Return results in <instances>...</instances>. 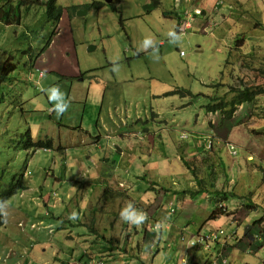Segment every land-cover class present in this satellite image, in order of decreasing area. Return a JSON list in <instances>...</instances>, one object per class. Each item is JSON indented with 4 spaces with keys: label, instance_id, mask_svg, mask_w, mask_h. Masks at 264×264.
Listing matches in <instances>:
<instances>
[{
    "label": "rangeland",
    "instance_id": "374dc122",
    "mask_svg": "<svg viewBox=\"0 0 264 264\" xmlns=\"http://www.w3.org/2000/svg\"><path fill=\"white\" fill-rule=\"evenodd\" d=\"M8 1L0 0V7ZM11 1L16 5L20 0ZM21 1L23 4H29L28 0ZM41 1L34 0V3L31 2L30 5H22L21 20L17 25L0 23V175L4 174L6 179L15 176L17 182L22 181L24 177L25 184L39 174L40 167L49 168L54 161L62 165L67 161L69 166L73 159L87 164L88 161L117 156L116 145L118 144L125 150L123 163L127 168L124 167V169L137 171L134 161L139 157L143 160L140 161L141 164L147 165L146 172L144 171L145 177L133 184L135 196L132 198L144 204L147 203L146 198L150 195L156 196L155 200L151 201V207L157 200L159 201L156 211L170 203L166 198L160 205L163 196L169 194L173 198L175 191L171 189L170 193H166L167 191L162 187L166 186L165 183H160L155 193L149 190L144 191L141 187H148L158 177L156 168L167 166L166 161L159 162L161 158L166 159V157L167 159L170 157L168 160H172V163L170 168L160 171L163 173H160L162 174L160 176H167L166 179L162 177V182L169 181L170 185L179 189L183 182L180 178L183 177L182 172L187 176L184 177L185 180L188 179L191 182L195 180L192 175L186 173L185 170L189 168L180 160L179 155L184 154V157L190 160L189 164L194 168L198 180L202 177L211 182L209 181L212 179L211 176L206 177L207 171H211L215 179L213 187L218 193L228 196L231 200V202L229 200L231 204L227 202V209L223 211L219 204L227 200L226 198L221 197L218 201L210 203L206 195L198 196L199 201H202L199 206L205 208L204 205L206 207L209 205L211 210H208V214L200 213L196 217L191 224L192 228L187 230V235L197 233L203 223L213 218L210 214L216 206L218 212H221L219 218H229V221L234 222L226 224L219 219L215 221L216 225L225 229V235L229 236L231 231H236L237 228L239 234L237 242L228 239L219 241L221 244L226 243L229 247L223 253V257L228 261L223 260L220 264H264V248L260 249L259 246L260 248L257 247L252 252L247 250L251 244L259 245L260 242L255 235L264 232V225L260 224L257 225L260 228L254 230L257 232L250 234L254 228L249 231L254 227L255 222L264 219V6L261 5L260 8L252 11H261V17L259 16L261 13L255 12L248 20L244 14L243 22L234 23V21L233 24H228L232 21L228 18L218 24L215 17L205 21L204 16H199L196 20L195 16L192 28L189 29L185 25L184 32L181 33L180 30V34H177L179 20L165 17L162 8L159 11L156 8L143 6L136 11L135 7L138 6L135 3L121 4L117 6L119 10L123 9L121 13L123 21H121L120 13L113 12L109 4L107 7L92 5L94 2L105 3V0H58V4L65 10L70 9L72 14L69 23L60 24L62 33L64 32L70 39L73 34L76 39L78 54L70 56L65 51L69 40L64 37L56 39L53 42L54 47L45 48L48 38L50 37L52 41L55 38L56 25L48 18L46 8ZM120 6H122L121 9ZM198 10L202 11L199 8L194 10L195 15ZM80 11L82 14L79 13ZM243 12L234 15L238 16ZM186 15L190 16V12ZM181 20L187 21V18L182 17ZM220 26L224 30L222 29L218 36L213 28ZM228 31L230 33L226 35ZM243 32H246V44L245 41L241 43L240 40L237 41V37H234L235 33ZM240 38L244 37L239 36ZM146 41L150 43L146 44ZM62 47H65L63 52ZM73 57L77 59L74 68L82 70L84 75L79 80L78 77H67L71 76V71L67 68L72 69ZM5 68L6 72H4ZM91 70L97 71L89 72ZM41 72L45 74L43 79L40 77ZM97 78L107 80L108 89L113 94V97L108 100L111 102L110 109L106 108L103 113V117L108 116L107 123L105 121L101 124L96 123V131L93 133L88 126L89 123H94V119L91 113L86 114V123L74 131L77 135L79 133L80 137L83 136L86 141L83 144L79 142L78 146L70 148L64 135L59 133L63 124L61 118L52 117V112L45 111L42 106L45 93L49 107L52 108L60 100L67 104L69 95H72L73 85L80 84L79 81L83 80L82 84L88 86L90 81ZM221 83L225 85L213 88ZM54 86H58V93L55 95L52 91ZM229 86L233 88L247 86L260 97L256 103L247 102L240 105L232 118L226 119L222 112H209L208 109L216 104V99L226 102L236 98L238 92H231ZM146 91L157 93L161 95V98L152 103V94ZM48 98L52 102H48ZM225 110H230L228 105ZM89 112L92 111L89 110ZM213 128L217 135L216 141L214 140L215 146L212 141L213 145L209 149L211 154L201 153L194 157L192 154L196 149L191 146L194 145L193 143L206 141L213 134ZM29 129L37 134V141L53 139L54 149L46 152L38 150L35 153L34 149L22 147L19 142L21 135ZM253 129L261 132L258 133ZM148 132L151 134V139L145 141L146 137H149L146 136ZM100 135L102 136L101 146L96 152L90 142L98 140ZM251 135L255 138L250 137ZM166 138L171 145L167 150H163V143L168 142ZM59 139H63L62 145L68 148L67 152L60 150ZM142 140L143 145L149 142L144 149L153 151L145 157L141 155L139 149L134 147ZM109 143H112L111 150L108 147ZM231 146L236 147L237 154L230 153ZM172 147L175 150H180L181 147L186 149L184 153L176 154ZM198 152L201 151L198 150ZM129 154H131L130 159L127 158ZM249 155H252L251 160H248ZM29 162L31 166L27 172L32 174L24 176ZM202 166L205 168L203 169ZM146 175H149V178ZM172 175H174L173 178ZM43 178L38 182L33 180L32 185H43ZM46 179L50 187L43 186V196L47 197L48 208L51 212L57 213L52 206L53 198L61 201L59 205L64 202L61 211L64 213V218L77 231L76 235L80 236L79 231L84 229V226L79 225V222L84 219L80 217L78 208H83V203L86 202L89 203V208L96 209L94 213L89 214V218L92 220L99 218L101 231L103 226L111 229L113 234L110 237L116 241L118 239L120 242L129 241V237L124 234L126 226L122 224H127L126 212H131L135 207V203H132L128 196V192L131 193L132 190L125 192L121 189L120 194L123 193V197L119 194L120 197L116 200H105L102 196L100 199H95L92 192L84 199H78L76 195L82 194L83 187L87 186L88 182H78L70 178L55 182L53 176ZM230 179H232L231 183H229ZM87 180L91 181L90 185L95 187L93 192L96 191V193L101 194V189L108 186V183H104L100 178L99 171L92 179ZM218 193H213L215 200L218 199ZM232 194L234 197L236 194L240 197L232 199L230 196ZM180 202V196L172 201L178 205L176 214L170 217L172 220L181 217L182 211L178 213L181 207ZM244 203H246L245 206ZM118 209L122 212L119 214L121 216L115 215L118 225L109 220L100 221L104 218L103 212ZM76 211L77 214H75ZM142 212L146 213V218H152L147 210L141 208V211H138L144 216ZM120 218L123 223L119 221ZM55 225L56 236L61 239L48 246V252L44 253L45 258L50 257L52 247L60 246L67 254L73 248L68 246L66 239L70 228H67L65 223L62 225L56 222ZM133 225L134 221L130 220L128 224L130 230ZM195 225L198 227L195 228ZM62 226L64 229L60 230ZM88 226L92 229V225ZM42 230L48 238L55 239V235ZM85 230L89 231L87 228ZM123 234L124 238H122ZM199 237L200 234L193 236L192 240L197 241ZM89 239H93L91 231ZM169 239L172 246L178 244L173 238ZM83 244L92 246V241L89 243L86 240ZM168 244L169 242L167 246ZM188 244L191 247L203 249L199 257L205 259L206 264L213 263L215 252L213 249H206L207 243L193 246L189 240ZM182 248V252L187 254L195 251L187 246ZM121 249L126 250L127 246ZM184 256H186L185 253Z\"/></svg>",
    "mask_w": 264,
    "mask_h": 264
},
{
    "label": "crops",
    "instance_id": "0c3cea01",
    "mask_svg": "<svg viewBox=\"0 0 264 264\" xmlns=\"http://www.w3.org/2000/svg\"><path fill=\"white\" fill-rule=\"evenodd\" d=\"M34 1V0H32ZM41 1V0H39ZM43 1V0H42ZM46 1V0H44ZM102 1V0H100ZM115 1V0H114ZM118 6L121 4H132L135 3L136 11L139 10V7L146 6L151 3L152 0H118ZM159 6L156 8L157 10H163V15L168 18H175L179 20V24L177 26L176 33L180 34L178 32L181 30V33L184 32L185 25L188 26V28H192V22L197 19L199 16H204V20H211L215 17L218 20V24L222 23L228 18L229 21H231L228 24H233L237 22H243L244 21V14H246V18L249 20L251 18V15L255 12L261 13L259 16L261 17L262 12L261 11H255L252 12L253 9L260 8L261 5L264 6V0H158ZM58 4V0H57ZM62 6V5H60ZM107 7V5H104ZM122 6H120L121 9ZM63 8V13L61 17L60 24L62 25L63 22L69 23V20L71 19L72 14L70 13V9L65 10ZM202 9L201 15H195L194 10L196 9ZM121 21H123V9L119 10ZM151 11V10H150ZM244 11L242 14L236 16L234 14H238L240 12ZM114 12V11H113ZM190 12V16H187L186 13ZM67 15V17H66ZM196 16V17H195ZM230 16V17H229ZM187 18V21L181 20V18ZM195 17V20L193 19ZM191 19H193L191 21ZM259 19V18H257ZM202 24V23H201ZM200 24V28H202ZM225 24V23H223ZM237 25V24H236ZM237 27V26H236ZM58 31L55 35V38L50 43L48 47H54L55 43L53 42L56 39L64 37L65 39L69 40L67 42L66 48L62 47V52L65 48V51L70 56H75L78 54L76 39L74 38V35L71 34L72 38L70 39L64 32L62 33V28H60V25H58ZM67 28V25H66ZM235 28L234 26L232 27ZM214 33L218 36L221 34V30L223 28L214 27ZM240 29V28H239ZM61 30V31H60ZM224 30V29H223ZM72 33V32H71ZM230 31L226 32V35H228ZM246 32L234 34V37H237L239 39V36H243L244 38H240L239 40H244L245 44L247 42V38L245 36ZM237 39V41H239ZM243 41V43H244ZM244 46V44L242 45ZM248 53V52H247ZM245 53V55H248ZM74 65L72 66V69L67 68L71 71L72 78H77L78 80L82 74V70L79 68H74L75 64L77 63V59L73 57ZM97 70H91L89 72H96ZM43 72L40 73V77L43 79L45 74L42 75ZM95 76V75H94ZM97 77V76H96ZM84 82L83 80H80V84H76L72 86V95H69V99L67 104L63 102V100H60L59 103L54 105L52 108L48 106L47 103V95L45 93L44 96V102H43V108L45 111L51 113L52 117L54 118H61V121L63 124H61V127L59 129V133L64 135L65 140L69 143L70 148L78 146L79 142L83 144L86 139L82 136L80 137V134H75L74 131L79 129L80 125H84L86 122V114L89 115L92 114V117L94 119V123H89L88 128L92 130L94 133L96 131V123L101 124V122L105 121L107 123L108 116L103 117V113L105 112L106 108L110 109V104L108 100L109 98L113 97V94L110 93L109 87L107 84V80L102 79H95L90 81V84L88 86H84L82 84ZM149 92V91H146ZM151 93V92H149ZM152 94V103L156 100L159 101L161 98V95H158L157 93H151ZM48 102H52L48 98ZM62 104L67 105L66 110L63 112L62 115H58V106H61ZM52 109V111H51ZM91 110L92 112H89ZM59 116V117H58ZM91 121V120H90ZM89 121V122H90ZM40 123V122H39ZM165 130V129H164ZM255 131H258L260 133V130L253 129ZM32 133V131H31ZM88 134V133H87ZM146 134V132H145ZM36 133H32V136L34 140H36ZM150 132L147 133L145 141L150 140ZM216 135L217 132L213 128V134L209 136L206 141H203L202 143H193L194 145L191 146L195 148V152H193V156L196 157V155H200L201 153H208V155L211 154V151H209V142L216 141ZM184 136H186L184 134ZM140 137V135L138 136ZM250 137L255 138V136L251 135ZM101 138L98 140L91 141L90 144L93 145L92 148L94 151H98L101 146ZM234 138V136H233ZM264 139V137H263ZM43 140V139H40ZM52 140V147L54 149V142ZM140 140V139H139ZM168 142L163 143L164 148L163 150H167L168 146H170V141L168 138H166ZM215 140V141H214ZM61 145L60 150L65 152L68 151V148L66 146H63V139H59ZM235 144H241L236 143ZM232 143L233 145H235ZM98 144V145H97ZM135 144V143H134ZM162 144V145H163ZM149 145V142H146V144L143 145L142 142L138 145H135V149H139L141 152V155L148 156L149 154L153 153V151H148L144 149ZM97 146V147H94ZM109 150H111L112 143H109ZM118 154L113 155L112 158H105L104 160L99 161H88L87 164L84 162H80L78 160H72L70 165L64 162V164H57L55 161L53 162V165L49 168L46 167H40L38 169L39 174L33 177L31 180H29L27 183L23 184V189L15 196L13 197L7 204L5 208V215H6V223L5 225L0 228V264H206L205 259H202L199 257V253L203 251V249H197L194 247H191L188 244V241L193 236H208L207 234H211L212 232H218L223 231L224 234L221 235L218 238L219 240L213 241L214 243L211 244V249L214 250V256H213V263L212 264H220L223 263V260L225 257H223V253L227 251L229 248L228 245L221 244L219 241L221 239H228V240H234L237 242L239 234H238V228L236 231H231V234L225 235L226 231L223 229L222 226L218 227L215 223V221L221 219L220 214L214 215V212L217 210L216 206L215 210L212 211L210 214L213 216L206 223H203L202 226L197 230V233L187 235V230L192 228V222L196 219V217L200 213H206L208 214V210H211V207L207 205V207L204 205L205 208H202L203 206H199V204L202 202L199 201L200 198L198 196L202 197L206 195V198L210 203L214 201H218V199L215 200L213 197V193H216V189L213 186L214 183V176L212 175L211 171H207L206 177L211 176L212 179L204 180L202 177L200 178V181L202 182V187L199 183V180L197 179V176H194L191 170L187 169L185 170L186 173L190 174L195 178L192 182L188 179H184L185 174L182 172L181 175L183 177H180L183 182L180 185L181 187L179 189H176L168 182H162V177L166 179L167 176H160L163 173L160 172L161 170H167L170 168V163H172V160H168L170 157H166V159H160L161 161H166L167 166L166 167H158L156 168L158 170V177L150 183L148 187H141L144 188L142 190L144 191H153L152 193H155L158 191V187L160 183H165L167 186H162L164 190H166V193H170L172 190L175 191L173 198L170 197L169 194H166L165 197L163 196V200L161 201L160 205H162L163 201L168 198L169 201H173V199L180 196L181 199V207L178 209V213L182 211L181 217H179L176 220H172L170 215H168V205H164V207H160L159 209H156V206L158 205L159 201L157 200L156 204L151 207L152 203L151 201H154L156 196L150 195V197L146 198L147 203L141 204L139 201H134L133 196V184L135 181L143 179L145 177L144 171L146 172L147 165L144 164V166L141 164L140 161H143L139 158H135L134 164H136L137 171H132L131 169L126 170L124 167L126 165L123 163L125 159V150L122 149L118 144L116 145ZM185 147V145L183 146ZM187 147H190V145H187ZM173 148V147H172ZM186 149V148H185ZM184 148L181 147L180 150H173L176 154L184 153ZM214 149H217V146L214 147ZM131 150V148L129 149ZM198 150L201 152L199 153ZM46 152V151H45ZM131 152V151H130ZM198 154H197V153ZM64 153V152H62ZM166 153H164L165 155ZM178 156V155H177ZM180 160L181 157H184V154L179 155ZM127 158H131V154ZM186 159V157H184ZM252 159V155L248 156V160ZM187 160V159H186ZM190 161V160H189ZM41 165V164H40ZM39 165V166H40ZM236 165V164H235ZM30 162L27 164L24 175H31L32 173L27 172V169L30 168ZM131 166V165H130ZM146 166V167H145ZM149 166V165H148ZM123 167V169H122ZM203 169L205 168L202 166ZM127 168V167H126ZM100 172V178H102L104 183H108V186L106 188L101 189V194L99 192L96 193V191L93 192L95 187L93 185H90L89 180L92 179L96 172ZM162 173V174H160ZM52 174V175H51ZM53 176L55 179V182L58 181H64L68 180L69 178L74 181L88 182L87 186L83 187L82 194L76 195L78 199H84L85 196L90 194L92 192L94 194L95 199L102 196L105 200L113 199L116 200L120 194V190L123 189V191L128 192V190H132L128 192V196L130 197V201H133L132 203H135V207L132 208V211L126 212V217L128 218L127 224H122V226H126V231L124 232L126 237H129V241H122L118 239L111 238L110 236L113 234L111 233V229H106L105 227L101 226L103 230L101 231L99 229V225L101 224L99 222V218L96 217V220H92L89 218L90 213H94L96 211L95 208H89V203L86 202L83 203V208L79 207L78 210L80 211V217L84 219V221H80L79 225L84 226V229L80 230V236L76 235L77 231L74 230L70 222L64 218V213H62L61 209L63 208V204L54 207L53 202V208L57 211V213L51 212L48 208L49 202H47V197L43 196V186L50 187L47 183L48 180L47 177ZM174 175H172L173 178ZM44 177V178H43ZM147 178H149V175H146ZM43 178V185L37 184L33 186V180L35 182H38ZM146 178V180H147ZM233 179V178H232ZM230 179L229 183H231ZM172 189V190H171ZM86 192V193H85ZM124 192V193H125ZM196 192H199L196 193ZM179 193L180 195H178ZM123 197V193L120 194ZM232 199L239 198V195L234 194L230 195ZM253 196V195H252ZM51 199V197H50ZM152 199V200H151ZM221 199V197H220ZM227 200L222 201L228 206V203L231 204V200L228 199V196L226 198ZM54 200V198H53ZM230 200V202H229ZM252 201V200H251ZM228 202V203H227ZM170 204V203H169ZM246 203H244L245 206ZM216 205V202H215ZM141 208L148 211L149 215L152 217L143 218L139 217L138 211L141 210ZM154 209V210H153ZM61 211V212H60ZM50 212L49 215L47 213ZM241 212V211H240ZM107 213V214H105ZM103 212V220L100 219L101 222L105 220H109V222L117 223L115 221V215H119L120 210H114V211H106ZM77 214V211L76 213ZM134 215V218H133ZM121 216V215H119ZM131 216V217H129ZM261 219V217L259 218ZM91 220V221H90ZM130 220L134 221V225L132 229L128 227V224L130 223ZM222 222H226V224L234 223L232 220L229 221V218H223L221 219ZM89 221V222H87ZM120 222L123 223L121 218L119 219ZM56 222H60L62 225L65 223L67 228H70V232L67 233L66 239L68 240V246L73 247L68 254L62 250L60 246L52 247L51 254L49 258L44 257V253L48 252V246L56 241L59 242L61 239L60 237L56 236ZM87 222V223H86ZM160 223V233H156L150 230V227L153 223ZM184 222V223H183ZM229 222V223H228ZM23 223L24 227H21L19 224ZM68 223V224H67ZM112 223V224H113ZM92 225V229L89 228L88 225ZM264 225V219L255 222L254 227L250 229L251 231L253 228V232L250 234H253L257 231H254L260 227L257 225ZM32 225H37V228L33 229ZM198 226L195 225V228ZM48 228H52L49 230ZM85 228L89 229V231L85 230ZM96 230H93V229ZM47 230L49 233L55 235V239L48 238L47 234L42 230ZM64 229V227H60V230ZM136 230L138 232H136ZM92 232V240L89 239V233ZM114 231V229H112ZM119 234L121 232L117 231ZM136 232V233H135ZM233 232V233H232ZM236 233V234H235ZM247 233V231H245ZM88 234V235H87ZM124 234L122 235V238H124ZM236 235V236H234ZM245 235V234H244ZM84 237V238H82ZM173 238L178 244L176 246H172V243L170 242L169 238ZM95 239V240H94ZM86 240L90 243L92 241V246L90 245H84L83 243L86 242ZM182 240V241H181ZM97 241V242H95ZM169 242L170 249L167 246V243ZM183 242V243H182ZM166 244V245H165ZM256 245V244H255ZM127 246V249L122 250L121 248ZM182 246H187L191 248V250H195L193 253L187 254V252H184L186 256H184V253L182 252L183 248ZM261 248H260V247ZM215 247V248H214ZM264 248L262 243H259V245L253 246L251 244L249 247H247V250L249 249L251 252L255 248ZM129 248V251H128ZM210 249V250H211ZM133 250V251H132ZM237 250V249H235ZM132 252V253H129ZM181 255V256H179ZM228 261V260H227Z\"/></svg>",
    "mask_w": 264,
    "mask_h": 264
},
{
    "label": "trees",
    "instance_id": "16d2710c",
    "mask_svg": "<svg viewBox=\"0 0 264 264\" xmlns=\"http://www.w3.org/2000/svg\"><path fill=\"white\" fill-rule=\"evenodd\" d=\"M29 1L28 3L23 4V1H19L18 4L14 5V3L12 1H8L6 2L4 5H2L0 7V23H5V24H9V25H14V24H18L21 20V8L22 5H30L31 1ZM119 1H113L111 4H109V6H111L112 10L114 12H120L118 6ZM42 5L46 8L47 14L49 16L50 20H53L55 22L56 28L58 27V24L60 22V19L62 17V13H63V8L57 4V0H48L46 2H42ZM93 6H104L106 5L103 2H94L92 4ZM159 2L158 0H152L150 4L147 5V8H157L159 6ZM150 11V10H149ZM203 13V12H202ZM17 23H15V22ZM58 28L55 31V34L57 33ZM178 32H179V28H178ZM239 40V39H238ZM52 39L49 37V40L47 42L46 47H48L51 43ZM241 43L244 40H240ZM250 71H255L256 70H250ZM4 72H6V68L4 69ZM5 76V75H4ZM3 76V78H4ZM223 86L225 84H216L215 87L217 86ZM231 89V92L233 91V93H236V91L238 92L236 98H233L230 101L224 102V100H219L216 99L217 102L214 106H210L209 107V112H222L224 114V117H226V119H230L232 118V116L235 114L237 108L240 105H243L244 103L247 102H252V103H256V101H258L259 99V94H254L253 90L251 88H248L247 86H240L239 88L236 87H231L229 86V90ZM262 89V88H261ZM230 92V93H231ZM261 94V92H258ZM229 107V111L225 110V108ZM226 113H228L226 115ZM21 146L26 148H34V149H42V148H50L52 146V141L51 140H39V141H34L33 140V136L31 134L30 131H27L24 135H21V140L19 141ZM181 161L189 168V170H191V172L193 173L194 176H197V174L194 172V168L189 164V160H186L184 157H181ZM221 165H224L223 163H221ZM224 168V167H223ZM225 169V168H224ZM6 176L4 174L0 175V228H2L5 223H6V217H5V213H4V206L5 204L11 199L13 198L19 189H23L24 187V181H16L15 176H11L10 179H6ZM199 183L202 187V182L199 180ZM21 187V188H20ZM213 186H211L212 188ZM199 194V192H196ZM216 193H218L216 191ZM178 195H180L179 193H177ZM220 197H224L227 198V196H223L220 193H218ZM178 208V205L176 206ZM141 211V210H140ZM220 211V210H219ZM221 214V212H218V210H216L214 212V215H218ZM143 216L141 213L139 214V217ZM143 218H146V216H143ZM254 235H252L253 237ZM258 243V242H257ZM258 245V244H256Z\"/></svg>",
    "mask_w": 264,
    "mask_h": 264
},
{
    "label": "clouds",
    "instance_id": "9594fccd",
    "mask_svg": "<svg viewBox=\"0 0 264 264\" xmlns=\"http://www.w3.org/2000/svg\"><path fill=\"white\" fill-rule=\"evenodd\" d=\"M11 1V0H10ZM21 1V0H20ZM31 1V0H30ZM37 1H39V0H37ZM48 1V0H47ZM114 0H112V2H113ZM115 1H117V0H115ZM32 3H34L33 1H31ZM41 2H46V1H41ZM111 2V3H112ZM111 3H106L105 2V4L107 5V4H111ZM62 7V6H61ZM22 9V8H21ZM81 12V11H80ZM79 12V13H80ZM81 14H82V12H81ZM197 15V14H196ZM47 16H48V14H47ZM48 18H49V16H48ZM60 21H61V19H60ZM14 25H17V24H14ZM58 25H60V22H59V24ZM55 28H56V26H55ZM57 29V28H56ZM56 31V30H55ZM48 40H49V38H48ZM48 42V41H47ZM52 42V41H51ZM146 44H148V43H150V41H146L145 42ZM46 45H47V43H46ZM46 45H45V48H48V47H46ZM42 75H43V73H42ZM84 76V75H83ZM52 91H53V94L55 95L56 93H58V86H54L53 87V89H52ZM66 108H67V105H62V106H58V115H62L63 114V112L66 110ZM28 131H30L31 132V130L29 129ZM32 134V133H31ZM33 140H34V138H33ZM48 140V139H47ZM50 140V139H49ZM34 141H37V140H34ZM39 141V140H38ZM43 141H46V140H43ZM52 141V140H51ZM26 149H28V148H26ZM29 149H34V148H29ZM53 149V147L51 146L50 148H42V149H34V152L36 153L38 150H43V151H48V150H52ZM231 153V152H230ZM233 154V153H232ZM24 173H25V171H24ZM25 176V175H24ZM22 181H24V177H23V179H22ZM21 188V187H20ZM22 189H19L18 190V192H17V194L21 191ZM16 194V195H17ZM15 195V196H16ZM14 196V197H15ZM12 199V198H11ZM10 199V200H11ZM9 200V201H10ZM8 201V202H9ZM7 202V203H8ZM60 201H58L57 199H55L54 198V207H56V206H58V203H59ZM6 203V204H7ZM6 204H5V206H4V213H5V208H6ZM177 204H175V203H172V201H170V204H168V206H167V209H168V215H170V216H172V215H175L176 214V209H177ZM171 208H173L175 211L174 212H171ZM143 214H144V216H146V213H144V212H142ZM50 214V212H48L47 213V215H49ZM5 217H6V215H5ZM141 219H143V216H141ZM21 227H24V224L23 223H20L19 224ZM33 226V229H35V228H37V225H32ZM159 227H161V225H160V223H153L152 224V226L150 227V230L151 231H153V232H156V233H160V228ZM156 228V229H155ZM49 230H51V232H52V228H48ZM218 232H220V231H218ZM212 233H216V232H212ZM211 233V234H212ZM211 234H207L208 236H200V237H204V238H207V237H209ZM223 234H224V232H223ZM223 234H221V235H223ZM220 237V235L218 236V238ZM216 239L217 241L219 240V239ZM216 240H207V241H204L203 243H207V246H206V249L207 250H210L211 249V244L212 243H214L213 241H216ZM193 240H192V238L190 239V242H192ZM202 243H200L199 245H201ZM194 246V245H193ZM226 264V263H225Z\"/></svg>",
    "mask_w": 264,
    "mask_h": 264
},
{
    "label": "built area",
    "instance_id": "2783aa9c",
    "mask_svg": "<svg viewBox=\"0 0 264 264\" xmlns=\"http://www.w3.org/2000/svg\"><path fill=\"white\" fill-rule=\"evenodd\" d=\"M202 14V11H197V15H200ZM184 138H186V136H184ZM213 145V142H209V145L208 147L211 148ZM233 154H236V152L234 151ZM219 207L221 210H226V206L224 204H219ZM175 210L173 208H171V212H174ZM156 229V228H155ZM220 234H223V231H220V232H216V233H212L209 237L207 238H204V237H199L197 239V241H192V245H196V244H200V243H203L204 241H207V240H216L218 238V236ZM255 238L263 244V247H264V232L260 235H255Z\"/></svg>",
    "mask_w": 264,
    "mask_h": 264
},
{
    "label": "bare ground",
    "instance_id": "6f19581e",
    "mask_svg": "<svg viewBox=\"0 0 264 264\" xmlns=\"http://www.w3.org/2000/svg\"><path fill=\"white\" fill-rule=\"evenodd\" d=\"M236 152V154H237V149H236V147L235 146H231V150H230V152L231 153H233V152ZM220 204H224L225 206H227L225 203H223V202H221Z\"/></svg>",
    "mask_w": 264,
    "mask_h": 264
},
{
    "label": "water",
    "instance_id": "95a60500",
    "mask_svg": "<svg viewBox=\"0 0 264 264\" xmlns=\"http://www.w3.org/2000/svg\"><path fill=\"white\" fill-rule=\"evenodd\" d=\"M105 2H106V3H111L112 0H105ZM80 14H81V12H80Z\"/></svg>",
    "mask_w": 264,
    "mask_h": 264
}]
</instances>
